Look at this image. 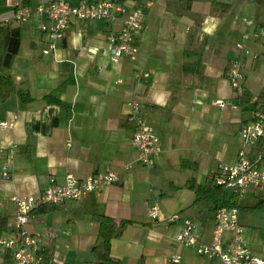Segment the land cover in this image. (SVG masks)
<instances>
[{
	"label": "crops",
	"instance_id": "0c3cea01",
	"mask_svg": "<svg viewBox=\"0 0 264 264\" xmlns=\"http://www.w3.org/2000/svg\"><path fill=\"white\" fill-rule=\"evenodd\" d=\"M48 1L29 0L27 5ZM134 1H151L135 39L139 51L135 58L123 56L116 62L110 59L106 34L119 28L120 18H72L55 48L43 53L50 38L37 23L44 17L17 21L12 10L22 0L0 5V21L19 26L21 34L13 65L0 67V72L10 74L15 87L33 97L23 103L12 93L0 102V120L13 121L12 127L0 128V172L1 157L14 146L8 165L12 177L5 180L0 173V215L11 230L15 206L6 199L10 194L40 192L51 180L62 182L70 173L82 177L112 169L120 175L117 182L82 199L33 211L25 228L53 250L52 264H82L91 257L98 230L93 213L131 220L110 245L111 255L123 264H169L168 256L175 253L181 256L177 264H220L217 257L176 243L174 236L192 223L202 242L211 240L219 202L209 205V199H197L185 182L194 178L208 184L219 162L237 158L240 120L250 118V112L212 102L236 97L225 68L235 57L233 42L244 31H251L247 43L257 54L243 59L244 88L253 98L264 89L262 46L254 39L263 31L264 17L255 19L262 6L259 0ZM212 1H227L231 7L225 12ZM186 62L192 63L189 72L183 68ZM59 85L55 96L60 102H46L44 95ZM132 97L161 140L151 165L136 161L138 151L130 141L133 124L127 118V102ZM247 151L250 156L258 153L255 146ZM127 163L129 168L124 167ZM151 205L158 207L157 217L149 215ZM171 214L178 217L167 221Z\"/></svg>",
	"mask_w": 264,
	"mask_h": 264
},
{
	"label": "built area",
	"instance_id": "2783aa9c",
	"mask_svg": "<svg viewBox=\"0 0 264 264\" xmlns=\"http://www.w3.org/2000/svg\"><path fill=\"white\" fill-rule=\"evenodd\" d=\"M150 4L151 1H148L140 5L134 0H79L77 4H72L70 0H49L47 3H39L36 6L17 3L13 6L12 18L21 21L31 16L44 17L37 23L38 29L46 32L50 38L43 53H48L55 48L56 40L63 37L72 18L87 20L120 18L119 28L106 34L110 44V59L116 62L123 56L130 58L137 56L139 49L135 39L143 29L145 13ZM251 36V31H244L242 37L233 44L235 57L228 61L225 77L236 97L216 98L212 103L219 108L241 109L244 93L243 59L257 57L256 52L247 43ZM127 105L129 107L127 118L133 124L130 141L138 151L136 161L143 165H151L162 148L160 137L153 126L141 115L140 102L137 98H130ZM249 112L250 118L240 120L241 146L236 160L219 162L211 173V181L228 189L232 199H236L237 202L240 196L248 192L264 195V165L257 164L260 154L250 156L247 151L264 137V112L259 110ZM12 126L13 121L0 120V128ZM13 151L14 146H10L9 153L1 157L0 173L5 180L12 177L8 165L12 162ZM130 166L127 163L124 167ZM118 180L119 173L112 169L97 170L82 177L70 173L62 182L51 180L40 192L10 194L6 199L15 206V220L11 230L0 234L1 252L9 251L13 264H38L37 251L43 245V240L39 235L25 228L33 211L42 205H56L68 199H82L90 192ZM3 201V198H0V205ZM237 211L234 205L219 204L215 208V222L212 237L208 243L200 240V234L192 223L182 226L175 234L174 240L185 246H193L198 254L208 258L217 257L220 264H264V256L254 253L246 242ZM148 212L151 217H157L158 207L151 205ZM177 217V214H171L166 217V220H174ZM167 261L169 264H177L181 261V256L178 253L172 254L168 256Z\"/></svg>",
	"mask_w": 264,
	"mask_h": 264
},
{
	"label": "trees",
	"instance_id": "16d2710c",
	"mask_svg": "<svg viewBox=\"0 0 264 264\" xmlns=\"http://www.w3.org/2000/svg\"><path fill=\"white\" fill-rule=\"evenodd\" d=\"M259 1L264 13V0ZM5 2L6 0H0V5L5 4ZM22 3L28 4L29 0H22ZM211 5L225 12L231 7V3L227 1H212ZM260 28L263 29V32L255 34L254 39L261 44L262 49L259 55L264 59V21L260 25ZM20 41L21 34L19 26L13 25L12 22L3 23L0 21V67L11 68L14 63V58L19 51ZM191 65L192 63L190 62L184 63V70L189 72ZM60 87L59 85L56 89L46 93L44 95L45 101L48 103H59L60 99L55 96V92L60 90ZM12 93H16L23 103L31 102L33 99L27 89L15 87L10 74L0 72V102L6 100ZM242 97V110H259L264 112V89L260 90L255 98H253L252 93L244 88ZM255 148L260 154L257 164L264 165V137L258 140ZM185 185L196 193L197 199L214 200L219 202L220 205H234L237 209L240 207L259 210L264 209V196L260 197L251 206H240L236 199H232V194L224 196L223 187L212 181L208 184H203L191 178L185 182ZM92 218L98 223L97 235L93 245L90 247L91 257L83 260L82 264H123L120 258L111 255L110 245L111 240L119 237L125 226L130 223L131 220H116L112 216L102 213H93ZM6 231H8L7 218L0 215V234ZM37 254L39 256L38 264H52L53 250L50 247L42 245L37 251ZM0 264H13L9 251L4 253L0 250Z\"/></svg>",
	"mask_w": 264,
	"mask_h": 264
},
{
	"label": "rangeland",
	"instance_id": "374dc122",
	"mask_svg": "<svg viewBox=\"0 0 264 264\" xmlns=\"http://www.w3.org/2000/svg\"><path fill=\"white\" fill-rule=\"evenodd\" d=\"M263 17L264 13L262 9H259V11L256 13L255 19L261 20ZM239 140H241V138ZM224 192L227 195L230 194L228 189H224ZM258 197H260V195H254L251 192H248L247 194L245 193L244 195L240 196L238 203L240 206H251L259 199ZM208 202L210 203L209 205H213L215 203L213 200ZM237 215L238 221L243 227L244 234L246 235V242L248 243L249 247L251 245L256 251L259 252L260 250L264 252V209L259 210L240 207L238 208Z\"/></svg>",
	"mask_w": 264,
	"mask_h": 264
}]
</instances>
